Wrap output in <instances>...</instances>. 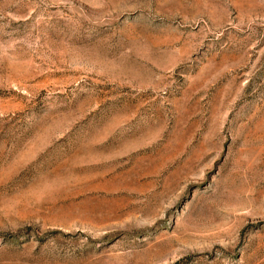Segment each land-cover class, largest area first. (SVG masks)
Segmentation results:
<instances>
[{"label": "rangeland", "instance_id": "374dc122", "mask_svg": "<svg viewBox=\"0 0 264 264\" xmlns=\"http://www.w3.org/2000/svg\"><path fill=\"white\" fill-rule=\"evenodd\" d=\"M0 264H264V0H0Z\"/></svg>", "mask_w": 264, "mask_h": 264}]
</instances>
